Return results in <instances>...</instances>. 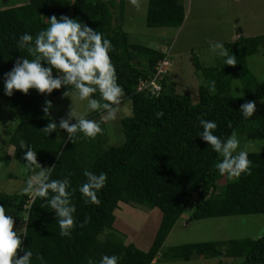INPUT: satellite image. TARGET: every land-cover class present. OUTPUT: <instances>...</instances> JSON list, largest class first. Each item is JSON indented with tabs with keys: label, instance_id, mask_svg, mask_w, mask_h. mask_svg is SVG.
I'll use <instances>...</instances> for the list:
<instances>
[{
	"label": "trees",
	"instance_id": "trees-1",
	"mask_svg": "<svg viewBox=\"0 0 264 264\" xmlns=\"http://www.w3.org/2000/svg\"><path fill=\"white\" fill-rule=\"evenodd\" d=\"M122 6L123 0H27L25 4L0 10L3 82L4 74L12 69L17 58H32L26 49L17 47L19 37L24 33L35 37L48 26L45 18L55 15L59 19L65 15L87 24L111 41L115 49L110 53L111 59L118 84L125 93L122 103L128 101L131 108V115L120 120L122 144L103 149L104 138L86 140L78 136L72 144L67 133L58 139L59 128L48 135L41 132L50 119L42 112L44 101L54 99L66 89L54 90L48 96L35 90L28 95L14 91L8 97L17 124L7 142L13 148V159L24 169L23 178L26 180L29 173L23 166L26 162L19 147L21 139L37 152L40 165H55L53 179H63L72 173L69 191L76 207V227L70 237H61L55 212L44 199L36 198L33 203L29 195L0 192V205L21 227H27L22 249L32 251V264H88L89 259L98 262L103 255L118 256L119 264H151L154 259L186 262L193 256L241 258L239 264H264V235L256 240L233 239L224 246L213 242L173 246L157 257L168 233L189 205H192L189 220L264 216V152H248L251 175L242 174L239 179L221 176L214 165L222 158L199 137L203 129L198 119L214 121L218 126L214 134L222 140L233 131L244 133L251 140L264 139V81L254 82L246 61L256 53L264 55V35L246 38L240 28L235 29L237 37L223 44L229 55L237 58L235 67L226 66L223 62L226 58L221 57L215 66L204 67L192 57L191 65L204 80L192 100L178 94L164 75L154 79L155 67L165 59V54L128 42L122 29ZM182 20L183 7L178 0H148L146 27L178 28ZM141 62L145 65L141 66ZM234 71L238 73L241 89L246 91L238 97L229 95ZM151 80L158 90L149 91L146 84ZM212 81L214 91L209 88ZM247 101H255L256 110L251 118L244 119L239 109ZM159 112L164 115L157 118ZM97 113L91 112L86 118L92 119ZM53 120L59 124V120ZM85 170L107 174L105 186L97 193L101 201L98 206L86 204L79 193V186L86 181ZM221 178L225 181L215 193L216 182ZM119 204L159 212L154 236L145 250L138 249L132 243L134 240L126 239L114 228L119 227L113 214ZM85 217L90 220L80 227ZM37 255L43 261L37 260Z\"/></svg>",
	"mask_w": 264,
	"mask_h": 264
},
{
	"label": "clouds",
	"instance_id": "clouds-1",
	"mask_svg": "<svg viewBox=\"0 0 264 264\" xmlns=\"http://www.w3.org/2000/svg\"><path fill=\"white\" fill-rule=\"evenodd\" d=\"M137 9L141 6L140 0H129ZM48 26L40 30L35 37L24 33L19 37L17 47L26 49L31 59L19 57L12 69L4 74V95L11 97L15 92L28 95L30 90L37 94L48 96L54 90L66 89L64 97H75L79 101H87V108L92 112H99L100 120L77 116L70 105L66 117H62L57 125L49 116L53 108L51 100H45L42 112L49 117V122L41 129L46 135L56 132L57 128L67 133V140L72 144L77 138L95 139L103 133L102 123L114 121L120 112L124 97V89L118 84L116 66L113 64L110 53L115 51L111 41L101 32L92 29L78 19L61 15L45 18ZM211 50L224 59V64L235 67L237 58L224 47L222 42L210 41ZM161 62H166L163 59ZM46 65V66H45ZM165 66V65H163ZM55 73V74H54ZM210 91L215 90V81L209 85ZM98 98H94L97 97ZM256 110L255 101L243 103L239 109L244 119H249ZM164 115L157 113V118ZM199 119L203 129L199 137L218 153L222 158L214 167L221 176L239 179L242 174L251 175V160L247 150L240 149V141L235 131L226 139L214 134L217 124L214 121ZM75 120V123L72 121ZM231 127V124H229ZM19 147L24 151L22 159L24 168L29 173L22 194L33 199L42 198L47 206L55 212L56 223L59 226L61 237H70L76 227L74 213L76 207L72 203L69 191L71 183L69 177L53 179L52 167H43L37 162V152L26 141L21 139ZM58 159V156H57ZM86 181L79 186V193L86 204L99 205L101 203L97 193L105 186L107 174H94L88 170L83 172ZM72 191H75L73 189ZM0 205V264H32V251L22 249V238H26L27 227L14 231V217ZM90 220L85 217L79 225L84 227ZM107 231V230H105ZM23 251V256L18 253ZM37 260L43 257L37 255ZM120 258L116 255H103L98 262L92 259L88 264H119Z\"/></svg>",
	"mask_w": 264,
	"mask_h": 264
},
{
	"label": "rangeland",
	"instance_id": "rangeland-1",
	"mask_svg": "<svg viewBox=\"0 0 264 264\" xmlns=\"http://www.w3.org/2000/svg\"><path fill=\"white\" fill-rule=\"evenodd\" d=\"M27 0H0V10L25 4ZM183 7V20L178 28H149L145 26V12L148 0H140L141 6L137 9L123 0L122 29L131 44H139L162 51L165 54V66L160 64L161 75H164L167 83L172 82L175 91L180 95H186L196 99L197 87L204 80L200 73L196 72L190 63L194 57L200 65L213 67L220 57L210 48V41L223 44L234 40L237 36L234 30L241 29L243 37H256L264 35V0H179ZM113 26H116L114 23ZM247 68L252 74L254 82L264 81V55L256 53L247 58ZM141 62V66H144ZM238 73L234 71L229 95L238 97L244 94L239 84ZM53 108L49 116L60 120L66 117L67 111L72 105L77 116L85 118L92 112L87 108V101H79L71 95L63 94L51 100ZM264 101V100H263ZM258 103V102H257ZM101 113H97L92 119L100 120ZM131 115L130 103L125 101L120 106V112L114 121L102 123V134L96 137L104 138L103 149L116 147L124 141L120 120ZM72 122L75 123V120ZM11 102L4 95V82L0 76V192L5 194L22 193L26 185L24 169L13 159V148L8 144V137L16 126ZM66 132L59 130L58 139ZM240 141L239 150L250 152H264V139H248L244 133H237ZM93 140V139H87ZM42 166V165H41ZM44 167V166H43ZM225 178L216 182L215 193H218ZM124 207V206H122ZM136 207V206H135ZM192 205H189L185 213L172 227L165 238L159 254L168 248L190 243L213 242L224 246L233 239L256 240L264 235V216L260 214L237 215L222 218H207L201 220H189ZM124 209V208H123ZM142 208V212H146ZM129 209L127 215L117 218L119 227L117 231L126 239H132V243L140 250H145L158 225L159 212L147 211L146 215L134 213ZM24 215V214H23ZM22 215V218L24 216ZM15 221V220H14ZM21 224L14 223V231H19ZM241 258H209L199 259L191 257L189 261L181 260H156L151 264H239Z\"/></svg>",
	"mask_w": 264,
	"mask_h": 264
},
{
	"label": "crops",
	"instance_id": "crops-1",
	"mask_svg": "<svg viewBox=\"0 0 264 264\" xmlns=\"http://www.w3.org/2000/svg\"><path fill=\"white\" fill-rule=\"evenodd\" d=\"M178 3H181L179 0H178ZM234 33H235V30H234ZM51 118V117H50ZM124 206V207H122ZM124 208V209H123ZM144 208V207H141V206H137V207H132L130 205H125V204H119L118 208L115 209V211L113 212L114 216L118 219H121L122 217L124 218L125 215H127V212L129 209H133L132 211V215L134 213H137V214H140V215H146V214H149V213H146L147 211H150V210H145L146 212H142L141 209ZM114 228H116V226H114ZM117 229V228H116Z\"/></svg>",
	"mask_w": 264,
	"mask_h": 264
},
{
	"label": "built area",
	"instance_id": "built-area-1",
	"mask_svg": "<svg viewBox=\"0 0 264 264\" xmlns=\"http://www.w3.org/2000/svg\"><path fill=\"white\" fill-rule=\"evenodd\" d=\"M163 63L162 65H165V62H160L159 64H157V66L155 67V73H154V79L156 77H160L161 70H160V64ZM147 86H150L149 91H155L158 90V86L151 80L148 84H146ZM146 85H144L143 87H145Z\"/></svg>",
	"mask_w": 264,
	"mask_h": 264
}]
</instances>
